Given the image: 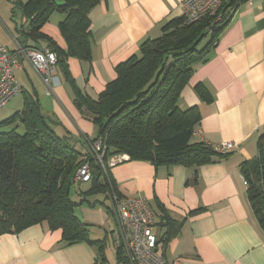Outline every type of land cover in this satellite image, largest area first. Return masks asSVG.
I'll return each instance as SVG.
<instances>
[{
  "label": "crops",
  "instance_id": "1",
  "mask_svg": "<svg viewBox=\"0 0 264 264\" xmlns=\"http://www.w3.org/2000/svg\"><path fill=\"white\" fill-rule=\"evenodd\" d=\"M182 1L98 0L88 14L90 60L66 59L74 87L59 69L48 87L24 59L21 68L14 70L16 79L17 73L23 76V85L17 79L20 94L26 90L28 97H38L44 92L38 101L41 113L52 121L56 134L76 140V149L85 153L86 142L95 138L94 126L74 105L75 97L96 100L115 79L118 64L138 55L142 41L160 37L166 23L180 18ZM231 1L223 0L225 8ZM62 19V15L52 13L39 29L42 38L31 44L11 37L13 45L7 49L14 52L21 45L65 51L67 46L58 29ZM2 41L0 36L4 46ZM197 86L206 89L205 97L197 93ZM178 107L198 109L200 120L194 127L193 142L212 147L229 142L236 145L235 150L198 167H156L138 161L117 165L109 177L119 199L146 201L154 216L158 251L166 264H264V233L253 214L242 175L243 168L256 160L257 142L264 135L262 0L235 5L206 61L194 65ZM89 185H84V192ZM75 195L76 200H72L80 203L82 198L76 191ZM87 200L90 204L80 203L74 213L88 225L89 239L104 245V263L98 259L96 245L81 242L63 246L61 231L49 229L44 222L1 236L0 264H116L110 227L114 230L115 225L107 209L111 202L102 195Z\"/></svg>",
  "mask_w": 264,
  "mask_h": 264
},
{
  "label": "trees",
  "instance_id": "2",
  "mask_svg": "<svg viewBox=\"0 0 264 264\" xmlns=\"http://www.w3.org/2000/svg\"><path fill=\"white\" fill-rule=\"evenodd\" d=\"M232 3L228 8L222 5L224 18L220 24L205 19L185 26L182 18L171 20L163 26L160 37L142 41L138 55L115 67V79L106 84L96 100L75 97L78 111L98 128L97 137L90 141L104 139L108 156L124 154L129 161L149 162L156 167H198L227 156L206 143L192 141L200 120L198 109L181 110L178 100L194 73V65L206 61L215 46L231 17ZM97 4L98 0L11 2L12 12L19 9L28 24L26 39L34 42L42 38L39 29L52 13L63 16L58 29L67 48L47 50L55 54L56 69L62 71L71 88L74 84L66 59L90 60L88 14ZM196 90L202 98L207 95L202 86ZM18 125L23 127L22 134L13 129ZM10 126L14 127L2 131ZM51 126L52 121L41 113L36 99L26 100L20 111L0 123V237L45 222L49 229L61 231L63 246L81 242L96 245L98 259L104 263V245L89 239L88 225L74 211L80 203H89L87 199L92 196L102 195L106 200L118 197L115 184L109 171L92 166L89 189L78 195L80 203L72 200V179L87 155L76 149L69 136H58ZM242 175L248 184L253 214L264 233V135L257 142L256 160L243 168ZM107 209L112 216L111 208Z\"/></svg>",
  "mask_w": 264,
  "mask_h": 264
},
{
  "label": "built area",
  "instance_id": "3",
  "mask_svg": "<svg viewBox=\"0 0 264 264\" xmlns=\"http://www.w3.org/2000/svg\"><path fill=\"white\" fill-rule=\"evenodd\" d=\"M233 1L232 12L235 5L252 0ZM262 2L264 5V0ZM222 5L223 0H183L180 5L182 24L188 26L205 19L212 20L213 24H220L224 18ZM24 59L32 64L48 87L52 82L57 63L53 52L21 46L10 52L0 45V109L22 92L14 70L21 68ZM235 148L236 145L229 142L213 147L221 155L229 154ZM85 153L87 161L77 168L72 179L78 195L91 180L92 166L110 171L113 167L129 161L128 156L124 154L108 156L102 138L87 141ZM243 183L247 188L248 184L244 178ZM110 201L115 225L111 238L115 252L119 254L116 264H166L158 251L159 238L153 233L154 216L146 201L141 198L120 200L117 196H113Z\"/></svg>",
  "mask_w": 264,
  "mask_h": 264
},
{
  "label": "rangeland",
  "instance_id": "4",
  "mask_svg": "<svg viewBox=\"0 0 264 264\" xmlns=\"http://www.w3.org/2000/svg\"><path fill=\"white\" fill-rule=\"evenodd\" d=\"M13 1L14 0H0V36L3 38L2 42H3V45L6 46V48L7 47L10 48L13 45L11 37H13L14 39L22 38L23 41H27L28 43H31V44L34 43V40L32 38L27 37L28 39H26V36H25L26 27H24L25 24L23 25L24 22L22 20L23 16H22L21 11L19 9H15L12 12L11 2H13ZM205 44H206L205 41L200 43L199 49H201ZM16 77L19 80V82L23 85V83H24L23 82V76L20 73H17ZM25 91L26 90H24L23 95L19 94L18 96L12 98L4 108L0 109V123L5 121V120H8L16 112L20 111L23 108V105H24L26 100L36 99L37 101H40V99L42 98V96L44 94V92H41V94L38 95V97L34 96V95H30L28 97L27 95H25L26 94ZM93 126H94V133L92 135H93V137H97L98 128L94 124H93ZM13 127L14 126L3 128L2 131L8 132ZM13 129H15V131L19 134H22L24 131L23 127L20 125H18L16 128L14 127ZM72 143H74L75 147H77V141L76 140L72 139ZM75 191H76V187H75V185H73L71 187L70 193H71V198L74 200H76V198H77L75 195ZM110 227H111V232H112L113 231V228H112L113 225H110ZM109 254L111 256H113L112 252H109ZM111 258H113V257H111Z\"/></svg>",
  "mask_w": 264,
  "mask_h": 264
}]
</instances>
